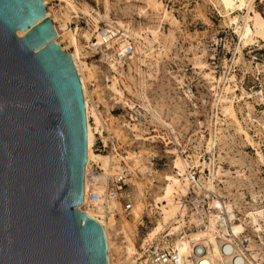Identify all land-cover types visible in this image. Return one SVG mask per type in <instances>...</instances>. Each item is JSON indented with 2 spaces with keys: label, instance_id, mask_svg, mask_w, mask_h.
I'll list each match as a JSON object with an SVG mask.
<instances>
[{
  "label": "built area",
  "instance_id": "built-area-1",
  "mask_svg": "<svg viewBox=\"0 0 264 264\" xmlns=\"http://www.w3.org/2000/svg\"><path fill=\"white\" fill-rule=\"evenodd\" d=\"M252 4L264 19V0H252ZM89 22L85 31L89 39L81 37L83 48L115 74L104 79L114 89L120 76L117 71L123 74L132 64L135 43L124 31ZM217 36L203 67L212 70L213 89L207 90L204 76L196 74L199 86L191 84L195 77L188 78L180 94L168 92L170 103L162 109L153 97L155 92L146 90L138 75L134 94L124 83L118 93L106 90L117 104L107 109V115H114L117 131L103 120L94 134L93 152L110 157L111 169L104 173L91 163L87 199L112 207L118 218H132L137 211V227L146 232L158 221L164 223L153 239L140 240L144 264H177L181 241L188 243L187 259L192 264L204 261V246L192 239L196 233L213 240L220 264H264V244L246 216L255 204L250 195L253 165H243V178L230 163L232 158L249 161V155L256 156L260 150L255 132L257 127L264 131V125H259L264 117V41L247 52L248 68L240 71L239 80L234 78V89L228 93L219 88L224 67ZM236 64L229 61L227 76L237 72ZM120 77L126 82V74ZM228 106L233 108V118L226 113ZM143 150L146 154L140 156ZM130 154L137 159H130ZM259 168L264 175V164ZM98 177L100 182H94Z\"/></svg>",
  "mask_w": 264,
  "mask_h": 264
},
{
  "label": "water",
  "instance_id": "water-1",
  "mask_svg": "<svg viewBox=\"0 0 264 264\" xmlns=\"http://www.w3.org/2000/svg\"><path fill=\"white\" fill-rule=\"evenodd\" d=\"M45 9L43 0H0V264H107L102 227L78 210L81 82Z\"/></svg>",
  "mask_w": 264,
  "mask_h": 264
},
{
  "label": "rangeland",
  "instance_id": "rangeland-1",
  "mask_svg": "<svg viewBox=\"0 0 264 264\" xmlns=\"http://www.w3.org/2000/svg\"><path fill=\"white\" fill-rule=\"evenodd\" d=\"M46 1L48 5H45V8L48 7L51 12L55 13V17L57 16L56 23L61 25L66 23L70 32L76 35L82 46L81 61L86 62L89 67L94 66L97 68V73L94 75L95 78L88 77L90 81L86 84L87 92L91 105L98 109L101 118L107 121L110 125V130L113 129L114 131H117L116 124L113 125L115 120L112 119V116L114 115H107V109L117 104L113 103L114 96L110 94V91H106L107 89L112 90V87H107L104 79H110V76L115 74L111 73L110 68L102 65L96 58L90 57L89 53H86L83 48L84 43L81 37L87 30L86 26L90 23L89 21H95L97 18V22H91L95 25L99 24V27L102 25L111 26L110 28L119 32L123 29L122 31H126L127 35L136 44H134L132 64H130L128 71L123 73L127 75L126 82L120 77L123 74L117 71V74L120 75L119 77L116 76L115 88L117 93L122 90L121 84L124 83L125 89L129 92L131 90V93L134 94L138 84V75L145 81V89L155 92L153 97L157 106L161 109L170 103L168 92L174 91L180 94L183 84L187 85L186 80L188 78L193 80V77H195L191 84L199 86L200 81L198 82V77L194 76L196 74L204 76L206 80L204 87L207 90L215 87V85H212L213 81L210 80L212 76L209 75L212 70L208 68V71H204L203 67L206 63V52L211 47V44L215 42L218 31H220L217 36L220 43L219 50H222V56L219 57L220 63L224 67L222 83L219 88H223L225 91L229 88L227 90L228 93H231L234 89V78L239 80L240 71L248 68L247 52L254 47L255 43H262V40L257 39L252 45H242L235 33V29H233L234 26L226 22L223 12L221 13V9L212 0H155L160 4L156 9L149 6V0H69V3L74 5V8H70V5L67 2L64 3V1ZM254 10L257 11L255 8ZM97 14H100L101 18H98ZM237 14H239L238 11L235 12V15ZM105 15H108L110 25L102 17ZM118 22L122 23L124 28L119 29L117 26ZM57 24L54 23V25ZM153 31L157 36L156 40H154L155 42L151 35ZM131 32H137L140 36L135 37ZM229 61L237 63L235 69L237 72H230V75L227 76ZM206 75L209 76L207 77ZM201 83L203 82L201 81ZM115 98V101L120 102L118 97ZM258 99L256 98L254 101L259 103ZM233 117L234 115L231 118ZM257 117L259 118V115ZM259 125H264V117L260 118ZM255 133L257 135L256 142L260 146V150L258 149L259 151L256 150V152L261 153V159H259L258 154L256 156L250 154L249 161L245 159L230 161L231 165L236 168L239 166L244 167L243 165L247 166L248 162L253 165L255 176L251 184L254 189L250 195L255 204L252 210H248L249 212L264 208V175L259 174L262 171L259 166L264 164V131L257 127ZM143 152L146 154L145 150ZM94 154L104 156L99 153ZM115 218L117 221H122V218L124 219L125 217ZM126 219L131 220L130 217ZM127 232L130 233V231ZM148 232L139 227L133 232L131 239L139 254L134 256L133 262L129 261L127 264H144L145 257L141 256L138 246L140 245V240L144 239ZM261 237L264 239V233H261ZM112 242L115 246L110 252L111 262L118 264L121 261V256H119L116 249L118 241L112 239Z\"/></svg>",
  "mask_w": 264,
  "mask_h": 264
},
{
  "label": "bare ground",
  "instance_id": "bare-ground-1",
  "mask_svg": "<svg viewBox=\"0 0 264 264\" xmlns=\"http://www.w3.org/2000/svg\"><path fill=\"white\" fill-rule=\"evenodd\" d=\"M60 1L61 2L64 1V3L67 2V4L70 5V8L71 7L74 8V5L69 3V0H60ZM212 1L215 3V5H217L221 9V13L223 12L224 17H226V22H228L229 25L234 26L233 29H235V33L237 34L242 45L244 46L252 45L256 42L257 39L264 41V19L257 11L254 10L252 0H212ZM43 2L45 3V5H48V2L46 0H43ZM149 3H150L149 6H151L154 9H156L160 5L155 0H149ZM236 11H238L239 14L235 15ZM45 13H46V17H48L53 22V25L54 23L57 24L56 23L57 16L55 17L54 12H51L49 8L47 7L45 9ZM85 15L87 14L85 13ZM97 15H98V18H101L100 14H97ZM164 16H166V14H164ZM102 17L108 22L110 21L108 15H105ZM96 19L95 21L93 20L91 21L97 22ZM109 25H110V22H109ZM54 26H55V31H56V38L54 42L63 51H67V53L71 56L73 65L80 78L83 99H84V104H85L86 128H87V162L85 165V177H84V199H83L82 205L78 209L81 210L88 218L93 219L102 227L104 231V235H105L106 245H107V264H113L111 262L110 252H111V249L115 245L113 244L112 239L113 240L115 239L118 241V244L115 243L117 245L116 249L118 250L119 256H121L120 258L121 261L118 262V264H127L129 263V261H132L134 259V256L139 254L131 239L133 232L137 228L136 223L139 218L138 212L137 211L133 212V217L131 218V220L122 218V221H117L115 218L114 212L112 211V207L110 208L104 207V205L102 204V201H100L99 203L91 204L88 202V199H87V195L90 190V183H91L88 179V170H89L91 163H95L98 166L100 165L99 167L100 169L104 171V173H108V171L111 169V164H110L111 158L110 157H107L106 155L104 156L98 155V154L96 155L93 152V144L95 140L94 134L95 132L100 131V128L103 126V119L101 118V115L99 111L97 110V108L93 107V105H91L90 103L86 84L88 81H90L88 80V77L95 78L94 75H96L97 73V68L94 66L89 67L86 64V62L81 61L80 57H81L82 46L79 43L76 35H74L73 32H70L69 28L66 26V23L65 25L64 24L61 25L59 23ZM117 26L119 27V29L124 28L122 23H119V22L117 23ZM27 32L17 31L16 36L18 38H23ZM132 35L135 37L140 36L137 34V32L132 33ZM151 35H152L153 41L156 40L157 36L154 33V31L151 32ZM83 37H85V39L88 40L89 39L88 33L84 32ZM139 71H140V68H139ZM113 90L114 92L117 93V90L115 88ZM225 110H226L227 115H229L230 117L234 115L232 106L226 107ZM144 154H145L144 152H141L140 156ZM257 154H258L259 159H261V155H260L261 153L260 154L257 153ZM129 158L133 160L137 159V157H135L132 154L129 155ZM231 160H234V159L232 158ZM232 168L234 169L238 177L245 178L244 170H243L244 167L239 166L236 168L232 166ZM100 179L102 178H99V177L95 178L94 182H100ZM169 190H170V187H167V193L169 192ZM98 191L102 196V192L100 190ZM246 216L248 217L250 222L255 226L256 233H257L256 235L261 239L262 243L264 244V241H263L264 239L261 237V233L262 232L264 233V208L254 210L253 212H247ZM163 229H164V223L162 221H158L156 226L152 228L147 235H145L142 241L146 242L148 240L153 239L154 236L157 235ZM127 231H130V233H128ZM192 239L194 241L202 243L201 245L204 246V250L206 252L205 254L207 255L204 261L197 263V264H220L218 262V249L216 248V246H214V242L211 238L205 239L203 238L201 233H196L192 235ZM177 249L179 253V261L177 264H192L187 259L188 243L186 241L179 242ZM140 264H143V263H140Z\"/></svg>",
  "mask_w": 264,
  "mask_h": 264
}]
</instances>
